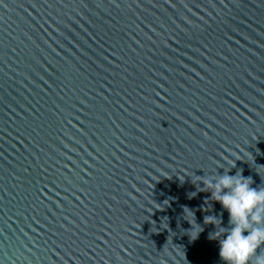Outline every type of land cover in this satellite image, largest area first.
I'll use <instances>...</instances> for the list:
<instances>
[{
  "label": "water",
  "instance_id": "95a60500",
  "mask_svg": "<svg viewBox=\"0 0 264 264\" xmlns=\"http://www.w3.org/2000/svg\"><path fill=\"white\" fill-rule=\"evenodd\" d=\"M227 172L264 188V0H0V264H224Z\"/></svg>",
  "mask_w": 264,
  "mask_h": 264
},
{
  "label": "clouds",
  "instance_id": "9594fccd",
  "mask_svg": "<svg viewBox=\"0 0 264 264\" xmlns=\"http://www.w3.org/2000/svg\"><path fill=\"white\" fill-rule=\"evenodd\" d=\"M200 179L229 214L230 227L215 234L224 264H264V188H253L252 180L240 173ZM218 220L205 217L206 224L217 225Z\"/></svg>",
  "mask_w": 264,
  "mask_h": 264
}]
</instances>
